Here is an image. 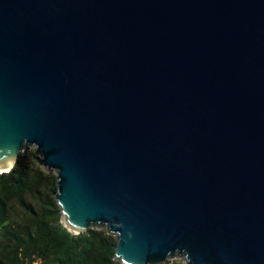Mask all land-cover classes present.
Returning a JSON list of instances; mask_svg holds the SVG:
<instances>
[{
  "label": "water",
  "instance_id": "water-1",
  "mask_svg": "<svg viewBox=\"0 0 264 264\" xmlns=\"http://www.w3.org/2000/svg\"><path fill=\"white\" fill-rule=\"evenodd\" d=\"M28 147L119 264H264V0H0V174Z\"/></svg>",
  "mask_w": 264,
  "mask_h": 264
},
{
  "label": "trees",
  "instance_id": "trees-1",
  "mask_svg": "<svg viewBox=\"0 0 264 264\" xmlns=\"http://www.w3.org/2000/svg\"><path fill=\"white\" fill-rule=\"evenodd\" d=\"M57 176L23 151L0 174V264H119L117 238L104 229L72 235L61 223ZM165 264H184L182 260Z\"/></svg>",
  "mask_w": 264,
  "mask_h": 264
},
{
  "label": "rangeland",
  "instance_id": "rangeland-1",
  "mask_svg": "<svg viewBox=\"0 0 264 264\" xmlns=\"http://www.w3.org/2000/svg\"><path fill=\"white\" fill-rule=\"evenodd\" d=\"M29 150H35L34 147H28L27 149H25V151H29Z\"/></svg>",
  "mask_w": 264,
  "mask_h": 264
}]
</instances>
